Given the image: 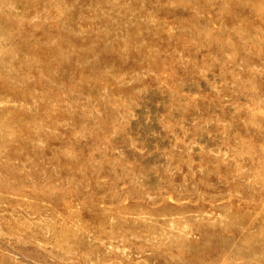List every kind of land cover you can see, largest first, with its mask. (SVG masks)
I'll use <instances>...</instances> for the list:
<instances>
[{
    "label": "rangeland",
    "instance_id": "1",
    "mask_svg": "<svg viewBox=\"0 0 264 264\" xmlns=\"http://www.w3.org/2000/svg\"><path fill=\"white\" fill-rule=\"evenodd\" d=\"M0 264H264V0H0Z\"/></svg>",
    "mask_w": 264,
    "mask_h": 264
}]
</instances>
